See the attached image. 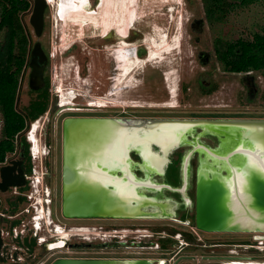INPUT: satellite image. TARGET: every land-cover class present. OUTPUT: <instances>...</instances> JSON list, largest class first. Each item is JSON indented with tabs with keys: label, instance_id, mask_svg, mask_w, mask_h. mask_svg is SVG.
Wrapping results in <instances>:
<instances>
[{
	"label": "flooded vegetation",
	"instance_id": "flooded-vegetation-1",
	"mask_svg": "<svg viewBox=\"0 0 264 264\" xmlns=\"http://www.w3.org/2000/svg\"><path fill=\"white\" fill-rule=\"evenodd\" d=\"M78 1L80 0H72V4H81V7L74 8L69 14L96 18V30L101 32L100 36H104V41L116 40L113 30L121 36L122 40L115 52L112 51V55L120 53L118 48L121 46L134 41V33L130 32L141 20L135 10V3L130 0ZM49 3L53 5V0ZM94 7L98 9L96 16L90 15L88 10ZM126 7L127 11L124 10ZM114 12L121 13V17L115 20ZM196 22L200 23L199 20ZM199 40L196 37V41ZM38 50L40 61L46 56L42 48ZM152 51L153 49H149L147 54L144 49H136L133 53L135 55L132 54L127 63L119 65V69L124 70L125 75L122 76H126L124 80L127 86L136 80V74L139 81L137 88L156 76V73H147L145 68L138 71L144 63L139 57H145V61L149 62L153 57ZM219 51L218 48L197 51L196 58L202 66L209 68L202 69L194 82L192 79H181L178 99H172L170 93L173 88L169 91L166 84L167 99L147 100L145 104L137 103L139 100L135 98L128 99L126 105H110V114L101 106L100 109H95L102 111L97 114L91 112L94 110L92 107L86 106L83 107L85 110H81V107L68 106L72 110L65 113L62 121L60 170L55 173L52 170V155L49 153V167L46 165L42 171L43 181L40 188L37 187L35 191L32 189L31 198L27 194L33 186V161L30 157V143H22L23 134L26 135L27 129L31 127L30 122L27 131L17 137L15 151L8 154L4 161H0V171L2 167L13 168L9 171L13 174L21 172L26 181L24 186H11L7 190L0 188V192H11L13 196L6 201L9 207H3L0 198V264H55L61 260L102 261L100 264L264 263V242H259L264 239L257 238L258 234L264 233H253L252 240L246 237H225L226 235L215 233L247 232L205 231L197 224L198 189L201 183L217 177L229 185L234 177L231 163L240 170L239 183L252 170L249 168V160H253L246 153L239 152L229 160L217 158L214 154L224 156L232 150L242 148L257 150L261 143L253 138L252 128L238 123L260 119L232 115L245 113L241 105L246 104V100H251L258 92L254 75L258 69L233 71L225 68L224 64H211L216 58L222 61ZM47 61L46 57L45 66ZM113 68L114 73L109 76L112 82L118 73L115 63ZM218 68L223 73L239 74L244 84L246 96L239 93L236 95V111H232L233 104L225 100L222 103L211 99L221 87L215 72ZM161 71L166 74L165 70ZM43 79L44 85L45 69ZM163 79L166 80L165 75ZM194 92L196 97H193ZM82 117L106 118L115 126V131L122 130L145 138L144 141L130 142L127 145V149L123 150L125 163L110 160L70 163L75 176L82 178L85 177L84 173H93L83 179L102 182L116 193L117 199L113 200L114 211L120 214L69 216L64 211V121L67 118ZM158 135L162 138H155ZM1 179L0 173V181ZM36 215L41 216L40 222H37L39 227L35 226ZM199 231L212 234L202 236ZM57 244H61L62 248L53 250V246ZM49 251L51 252L43 258Z\"/></svg>",
	"mask_w": 264,
	"mask_h": 264
},
{
	"label": "rangeland",
	"instance_id": "rangeland-1",
	"mask_svg": "<svg viewBox=\"0 0 264 264\" xmlns=\"http://www.w3.org/2000/svg\"><path fill=\"white\" fill-rule=\"evenodd\" d=\"M47 1L49 3L50 0ZM134 1L136 4L135 10L141 17V20L135 24L130 32L134 33V41H129L126 46L118 48L121 54L115 53L113 55L111 54L112 51L115 52V48L122 40L115 30L113 32H115L117 41L113 39L111 42H107L104 41V36H100L101 32L98 30H94L91 27L81 30L79 26L75 25L65 28L57 20L56 12L59 14V7L61 5L66 8L65 13L69 14L76 8H80L81 4L75 6V4H72V0H54V5L49 3L45 12V26L41 36L35 34L34 28L30 23L34 0H31V9L22 14V22L29 36L31 51L35 43L39 42L44 55L48 59L45 66V77L48 79L51 94L48 111L37 119L40 125L36 131V136L41 152L34 158L30 149V157L33 161V180L35 178L40 180L38 186H31L30 191L32 189L35 191V188L40 187L43 181L42 171L45 170L46 165L49 167V153L50 156L52 155V170L54 173L60 170L62 121L65 113L69 112L68 110H72L66 106L68 102L63 100V94L66 95L69 91L75 94L78 93L77 98L73 100L71 106L81 107V110H85L83 107L86 106L92 107L94 110L91 112L97 114L102 112L101 110H95L100 109L99 106L109 112L111 109L110 105L113 103L126 105L128 99L135 98L139 100L137 101L139 104H145L147 100L167 99L165 85L167 84L168 90L171 91L175 80L177 95L172 99H178L180 98L178 96V88L181 79H192L194 82L202 69L209 68V66H202L196 58L195 54L197 51H212L226 42H235L241 38L251 39L253 34L260 31L264 26L263 0H257L246 5L240 4L238 1H231L227 16L221 22H210L208 20L203 0ZM88 10L92 16L98 14L96 7ZM58 16L60 17V14ZM198 20L200 23L196 22ZM195 22L196 24L193 25ZM114 26L117 25L114 24ZM198 27L199 30L197 29ZM196 37H199V42L196 41ZM136 49H144L147 54L149 49H153L151 53L153 57L151 56L152 58L149 62L145 61V57L137 56L144 60L143 66L138 71L145 68L147 73L148 71L152 74L156 73V76H152L150 81L146 80L144 84L141 83L142 87L140 88L136 86L139 84L137 74L136 80H133L130 86H127L124 80L126 76H122V74L125 75L123 73L124 70L119 69V65L122 66L124 62L127 63ZM14 51L15 43L11 38L9 28L4 27L0 29L2 63H5L4 60L9 53ZM149 55H147V58ZM114 63L117 66L116 71L118 73L112 82L109 76L114 73ZM211 64H218L219 66L224 63L216 58ZM162 69L166 71V74L162 73ZM171 70L173 71L172 73ZM31 71V66H28L22 75V86L18 95V108L20 110H24L30 100L36 95L30 86ZM215 72L219 82L218 85H221V87L211 99H214L213 102L222 103L225 100L233 104L232 111H236L235 107H238L235 103L237 101L236 95L239 93L246 96L240 75L230 72L223 73L222 69L219 68L215 69ZM163 75L166 76L167 81L163 79ZM254 75L258 92L251 100L247 99L246 104L243 103L241 105V108L246 111L245 113L232 115H245L249 118L264 119V67L257 71L255 70ZM140 76L142 77V74ZM118 91L119 93H117ZM109 93L117 94L108 95ZM193 97H196V92L193 93ZM247 97L249 98L248 95ZM106 105H109V107H106ZM1 119L0 115V138L2 135ZM32 127L27 129L28 133H31L29 131ZM27 130L25 129V132ZM27 134H23V138H25L26 142L30 143ZM31 145L30 143V148ZM36 195L39 194L36 193ZM9 197H13L11 192H0L3 207H9V203L6 202ZM199 233L202 236L212 234L205 231H199ZM215 235L246 237L248 240L253 239V233H215ZM59 248H62L61 244H57L53 250ZM50 252L45 253L43 258ZM195 253L197 252L195 251Z\"/></svg>",
	"mask_w": 264,
	"mask_h": 264
},
{
	"label": "water",
	"instance_id": "water-1",
	"mask_svg": "<svg viewBox=\"0 0 264 264\" xmlns=\"http://www.w3.org/2000/svg\"><path fill=\"white\" fill-rule=\"evenodd\" d=\"M47 7V0H34L30 23L37 36H41L44 31ZM39 48H41L40 43H35L31 51V59L28 62V66L32 67L30 86L34 89L42 87L44 82L43 71L46 57L40 59V61L38 60ZM21 86L22 79L19 90ZM18 104L19 96L16 103L17 107ZM238 123L252 128L253 138L260 141L262 148H264V119ZM114 128L115 126L109 119L99 117L67 118L64 121V211L67 215L110 216L116 213L120 214L118 211H114L113 200L117 199L116 193H113L102 182L83 179L89 177L88 174L93 173H84L85 177L80 178L75 176L73 170L70 169L71 161L92 163L94 160H100L97 156L105 154L103 146L106 143L112 144L115 140L114 137L118 136V132ZM259 151L258 148L257 150L248 148L237 150V152L248 154L255 161L259 160ZM214 155L217 158L227 160L230 157ZM105 157H109V155L105 154ZM9 170H13V168H1L0 188L7 190L11 186H24L26 181L23 174L21 172L13 174ZM98 174L104 175L100 172ZM236 177H233V181L229 185L224 184L217 177L200 184L197 214V224L200 229L217 232L264 233V171L255 165V168L249 172L241 183L238 182ZM257 238L264 239V235L258 234ZM100 263L102 261L61 260L55 264Z\"/></svg>",
	"mask_w": 264,
	"mask_h": 264
},
{
	"label": "trees",
	"instance_id": "trees-1",
	"mask_svg": "<svg viewBox=\"0 0 264 264\" xmlns=\"http://www.w3.org/2000/svg\"><path fill=\"white\" fill-rule=\"evenodd\" d=\"M231 1L246 5L257 0H203L205 13L210 22L223 21ZM264 1V0H263ZM31 0H0V29L7 27L15 43V51L1 61L0 53V161L16 149V139L30 122H35L48 111L51 94L48 79L40 88H32L35 97L20 110L16 103L22 75L31 56L29 36L22 22V14L31 9ZM83 8V7H82ZM219 56L225 68L233 71L261 69L264 67V26L251 39H238L218 46ZM26 140L23 138L22 143Z\"/></svg>",
	"mask_w": 264,
	"mask_h": 264
},
{
	"label": "bare ground",
	"instance_id": "bare-ground-1",
	"mask_svg": "<svg viewBox=\"0 0 264 264\" xmlns=\"http://www.w3.org/2000/svg\"><path fill=\"white\" fill-rule=\"evenodd\" d=\"M68 1H71V0H68ZM131 3H135L134 0H130ZM54 0H53V5H54ZM56 7H58L56 5ZM60 17L58 16L59 14L56 12V17H57V20L61 23V25H63L65 28L66 27H69L71 25H75V26H79V28L81 30H85L87 27H91L92 29L96 30V18L94 17H87V16H82V17H79L77 15H72V14H67L65 13V7L64 6H60ZM125 11H127V7L124 9ZM119 17H121V13H113V18L115 20L119 19ZM93 18V19H92ZM89 19V20H88ZM92 19V20H91ZM78 28V29H79ZM64 33V32H63ZM70 40V39H69ZM68 40V41H69ZM66 43V42H65ZM172 71V70H171ZM173 72V71H172ZM173 90L171 92V96L172 98L176 96V88H175V80H174V85H173ZM117 93L115 94H108V95H116ZM63 100L65 102H68L66 106H69L73 103V100L77 98V93L75 94L74 92H71L69 94L66 93L63 94ZM69 104V105H68ZM32 127V125H31ZM39 127V123H36L34 126H33V129H32V132H31V138L30 140L33 142L34 146H33V151H34V154L35 156L37 157L39 154H40V146H39V142H38V138H37V129ZM242 129V128H241ZM117 137H114V141L112 144L110 143H106L103 148H104V151H105V154H108L110 157H105V154L103 155H99L97 156L100 160H103L106 162V160H110V161H119L120 163H125V159L123 157V150L127 149V145L130 143V142H136V141H144L145 138H140V137H137L135 136L134 134H129L128 132H125V131H122L120 130L118 133H117ZM147 137V136H146ZM149 137V136H148ZM157 139H161V135H158L157 137H155ZM144 146H145V143L143 142ZM143 146V147H144ZM145 148V147H144ZM258 149H261L262 148V143H260L257 147ZM237 150H240V149H235V150H232L230 151L229 153H231L230 155H227L229 153L226 154V157H231L239 152H237ZM219 155V154H218ZM229 157V159H230ZM228 159V160H229ZM253 161H255L253 158H251ZM95 161V160H94ZM97 161V160H96ZM252 162L251 160H249V163ZM254 165L256 164H253V163H250L249 164V168L251 169H254ZM231 169H232V175L233 176H237L236 178L238 179V174L240 173V170H238V166L235 165L234 163H231ZM87 174V173H86ZM88 176H92V174H88ZM130 179V178H129ZM240 180V179H239ZM130 183V182H129ZM122 187V185H121ZM40 188V187H39ZM128 199V198H127ZM38 221L40 222V219H41V216L40 217H37ZM39 227V226H38ZM88 229V228H87ZM82 231H85V230H82ZM57 235V234H56ZM60 235V234H59ZM56 245H54L53 247H55ZM248 262V261H246ZM250 262V261H249Z\"/></svg>",
	"mask_w": 264,
	"mask_h": 264
},
{
	"label": "built area",
	"instance_id": "built-area-1",
	"mask_svg": "<svg viewBox=\"0 0 264 264\" xmlns=\"http://www.w3.org/2000/svg\"><path fill=\"white\" fill-rule=\"evenodd\" d=\"M36 122L38 123L39 120H36L35 123H36ZM35 123H32V126H34ZM32 129H33V127L31 128V130H30L29 132H32ZM30 134H31V133L28 134V137H29V138H31V137H30V136H31ZM30 143L32 144V145H31L32 156L35 158V154H34V151H33V142L30 141ZM34 171H35V169H34ZM39 182H40V180H39L38 178H35V180H32V185L35 187V186L38 185ZM34 190H36V188H35ZM27 195H28L29 198H31V196L33 195L32 191H31L29 194H27ZM37 217H39V216H38V215L35 216V222H36L35 226H36V227H38V223H37V222H38V219H37ZM259 242L262 244L264 241H263V240H260ZM43 243H45V241H43ZM233 262H234L233 264H264V263L257 262V261H250V262H245V261H233ZM222 264H230V262H223Z\"/></svg>",
	"mask_w": 264,
	"mask_h": 264
},
{
	"label": "snow or ice",
	"instance_id": "snow-or-ice-1",
	"mask_svg": "<svg viewBox=\"0 0 264 264\" xmlns=\"http://www.w3.org/2000/svg\"><path fill=\"white\" fill-rule=\"evenodd\" d=\"M259 160L258 161H252L250 163L256 164L258 167L261 168L262 171H264V148H261L258 152Z\"/></svg>",
	"mask_w": 264,
	"mask_h": 264
},
{
	"label": "clouds",
	"instance_id": "clouds-1",
	"mask_svg": "<svg viewBox=\"0 0 264 264\" xmlns=\"http://www.w3.org/2000/svg\"><path fill=\"white\" fill-rule=\"evenodd\" d=\"M69 93H71V91H69L68 94H69ZM77 94H78V93H77ZM77 96H78V95H77ZM28 134H29V133H28ZM28 134H27V138H28L29 141H31L30 138L28 137ZM33 146H34V144H33ZM30 149H31V148H30ZM35 157H36V156H35ZM230 264H231V263H230Z\"/></svg>",
	"mask_w": 264,
	"mask_h": 264
}]
</instances>
